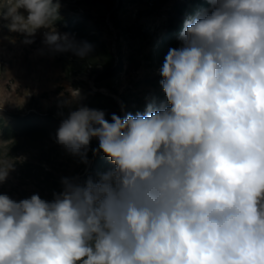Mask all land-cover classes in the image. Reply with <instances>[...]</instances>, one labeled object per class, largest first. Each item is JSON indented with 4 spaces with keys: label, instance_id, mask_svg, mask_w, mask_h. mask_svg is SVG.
Wrapping results in <instances>:
<instances>
[{
    "label": "clouds",
    "instance_id": "clouds-1",
    "mask_svg": "<svg viewBox=\"0 0 264 264\" xmlns=\"http://www.w3.org/2000/svg\"><path fill=\"white\" fill-rule=\"evenodd\" d=\"M208 2L165 56L164 101L110 120L78 104L62 119L56 142L110 169L62 178L51 200L0 194V264H264V0ZM59 9L0 0V26L87 56L56 29ZM16 162L0 158V183Z\"/></svg>",
    "mask_w": 264,
    "mask_h": 264
},
{
    "label": "rangeland",
    "instance_id": "rangeland-1",
    "mask_svg": "<svg viewBox=\"0 0 264 264\" xmlns=\"http://www.w3.org/2000/svg\"><path fill=\"white\" fill-rule=\"evenodd\" d=\"M119 2L59 0L62 15H70L75 20L87 23L89 33H94L108 46L114 62L107 70L102 66L103 55L97 53L93 47L83 58L71 51L53 52L44 43L45 29L37 31L30 38L32 43H25L23 34L10 32L7 27L0 26V118L11 126L10 130L15 126L13 114L16 113H53L62 121L78 104L91 108L89 103L92 102L98 110L100 104H106L109 107L107 118L110 120L115 110L121 117L126 115L121 105V96L126 93L138 90L148 101L154 96L150 102L155 103L166 99L160 84L162 77L159 70L163 63L153 59L152 64H149L146 56H155L156 43L163 26L169 25L175 19L187 18L176 9L184 0L159 1V8L152 12H149L150 5L144 1L125 3L121 9ZM209 8L210 4L197 13L190 14L188 19ZM112 12H116L122 25L143 26L148 32L147 36L123 34L117 37L116 28L110 19ZM3 23L6 24L7 21ZM55 27L59 33L70 34L76 41L81 42L76 34L64 30L59 24L55 23ZM73 92H78L80 99L68 106L65 101L72 98ZM97 96L101 99L93 100ZM108 96L113 98V102L104 99ZM145 109L146 107L143 111ZM10 140L13 144L8 153L4 142ZM14 146H18L17 149ZM8 155L16 158L17 162L27 160L33 165L37 164L41 156L48 155L50 162L43 161L42 165L45 169L51 168L60 178H78L94 162L89 153L88 164L68 153L56 142V133L28 136L17 132L6 137L0 129V158H7ZM17 162L7 179L0 183V194H7L19 201L29 198L40 189L35 181L17 177Z\"/></svg>",
    "mask_w": 264,
    "mask_h": 264
},
{
    "label": "trees",
    "instance_id": "trees-1",
    "mask_svg": "<svg viewBox=\"0 0 264 264\" xmlns=\"http://www.w3.org/2000/svg\"><path fill=\"white\" fill-rule=\"evenodd\" d=\"M119 9L123 7V4H127L130 2H141L144 1L146 4L150 5L149 12L159 8V1L163 0H119ZM208 0H184L183 3L178 4L177 11L179 14H182L187 18H179L175 19L169 25L163 26V31L161 36L157 41V50L155 52V56L152 58L150 54L146 56L149 64H152L153 59L159 60V62H164L165 56L170 48H177L180 46V34L185 27V21L189 20L188 16L192 13H197L198 10H201L206 5H208ZM110 19L113 21L114 26L116 28L117 37L122 36L123 34L129 35H140L147 36V30L139 25V26H129L122 25L117 18L116 12H112L110 15ZM63 27L64 30L70 31L73 34L77 35V38L80 39L81 42L89 43L93 48L96 49L97 53L99 52L103 55L104 60L102 61V66L104 70H107L112 66L114 62V58L112 57L108 46L105 44L103 40H99L94 33H89V26L87 23L75 20L73 16L70 15H62L59 10V19L55 22ZM137 65V64H136ZM116 91L115 88H113ZM146 97V96H145ZM143 96L139 94L138 90H134L133 92L126 93L121 96V105L124 107L126 114L131 113L135 115L137 112L143 113V109L147 107L151 99H154V96L149 98V101ZM103 98V97H102ZM101 97H95L93 100H100ZM104 99L110 100L113 102V98L111 96L104 97ZM157 102L155 104H159ZM91 108L97 109L95 104L92 102L89 103ZM100 110L105 111L106 118L109 113V107L106 104H100ZM117 115H120L117 110H115ZM13 119L15 126L12 130L9 124H5L3 120L0 118V129L3 134L8 137L9 134L21 133L23 135H38L43 133L53 132L56 133L57 129L60 126L61 120L55 116L53 113H41V112H33L30 111L28 113H16L13 114ZM17 131V132H15ZM98 146V142L93 140L91 142V148H95ZM18 146H14V149H17ZM89 154L92 156L91 151ZM93 157V156H92ZM94 162L92 166L88 169L85 174H82L78 177L80 181H85L88 178L97 179L99 178V174L107 171L112 167L110 161L103 153L93 157ZM50 162L49 156H41L37 164L33 165L31 162L27 160L17 162L16 167V175L21 179L29 178L30 180L35 181L36 186L40 189L39 192H35L34 194H39L42 199L51 200L53 198L54 192H59L62 190V184L59 176H56L51 168H44L42 162ZM74 175L76 171L73 172ZM44 193V194H43ZM45 197V198H44Z\"/></svg>",
    "mask_w": 264,
    "mask_h": 264
}]
</instances>
